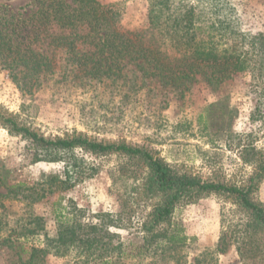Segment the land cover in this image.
Masks as SVG:
<instances>
[{
    "label": "trees",
    "instance_id": "trees-1",
    "mask_svg": "<svg viewBox=\"0 0 264 264\" xmlns=\"http://www.w3.org/2000/svg\"><path fill=\"white\" fill-rule=\"evenodd\" d=\"M146 1V25L134 30H121L123 10L109 4L104 11L100 0H35L29 14L0 5V66L23 91L77 88L93 100L110 96L125 104L142 105L150 97L168 107L174 98L222 92L242 72L250 74L254 88H263L264 28H243L238 0ZM0 122L31 141L34 161L63 163L60 173L38 183L44 191L68 190L92 175L95 166L78 149L121 153L147 168L133 189L148 210L141 226L127 237L113 230L125 225L124 209L99 212L95 221L85 224L83 207L58 199L54 235L45 230L44 218L34 214L8 228L2 244L10 249L12 264H44L51 253L71 256V264H220L227 241L199 250L190 261L193 244L174 218L179 204L211 194L232 200L247 214L243 231L249 238L238 246L241 260L264 264V205L254 198L264 177V150L254 144L240 150L241 159L254 166L248 182L229 184L179 170L144 144L99 140L77 130L47 138L1 109ZM124 169L112 174L113 184L118 186ZM7 211L0 213V230L8 224Z\"/></svg>",
    "mask_w": 264,
    "mask_h": 264
},
{
    "label": "rangeland",
    "instance_id": "rangeland-1",
    "mask_svg": "<svg viewBox=\"0 0 264 264\" xmlns=\"http://www.w3.org/2000/svg\"><path fill=\"white\" fill-rule=\"evenodd\" d=\"M34 1L0 0V5L14 13L29 14L33 9L29 5ZM100 1L104 11L109 4L123 10L124 29L121 30L145 27L149 14L146 0ZM237 2L243 28L261 31L264 0ZM111 99L105 96L93 100L91 94L77 88L23 91L13 82L9 71L0 66V109L47 138L63 137L77 130L99 140L144 144L179 170L229 184L248 182L254 171V166L240 157L243 145L252 143L264 150V86L254 88L247 72L236 76L222 92L192 95L185 100L174 98L168 107H162L160 99L150 97H145L142 105ZM32 152L30 140L11 132L0 122V193L5 194L0 199V213L8 210L4 220L8 224L0 230V264H12L10 249L2 242L10 226H19L16 222L19 218L30 214L42 216L45 230L49 235L55 234L53 209L58 199L64 204L71 199L83 207L85 224L95 221V214L99 212L118 213L124 209L125 225L113 228L124 237L141 226L146 204L143 197L135 194L133 185L140 183L147 168L138 158L121 153L99 155L78 149V154L95 166L92 175L68 190L48 192L41 190L38 183L51 174L60 173L63 163L34 161ZM121 167L125 169L120 172L117 186L113 184L112 174ZM19 182L23 185L15 186ZM44 192L45 195L38 198ZM254 198L264 205V177ZM122 200L127 205H122ZM174 218L183 225L193 244L189 250L190 261L199 250L215 247L225 239L228 246L225 252L219 253V263L244 264L238 246L243 238H249L243 231L248 218L232 200L211 194L195 203L179 204ZM71 259V256L51 253L45 256L44 264H71Z\"/></svg>",
    "mask_w": 264,
    "mask_h": 264
}]
</instances>
